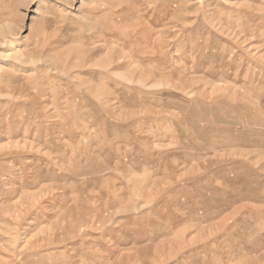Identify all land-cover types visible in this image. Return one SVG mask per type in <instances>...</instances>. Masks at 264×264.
<instances>
[{
  "label": "rangeland",
  "instance_id": "374dc122",
  "mask_svg": "<svg viewBox=\"0 0 264 264\" xmlns=\"http://www.w3.org/2000/svg\"><path fill=\"white\" fill-rule=\"evenodd\" d=\"M0 264H264V0H0Z\"/></svg>",
  "mask_w": 264,
  "mask_h": 264
}]
</instances>
